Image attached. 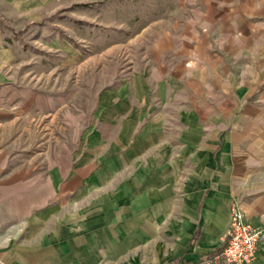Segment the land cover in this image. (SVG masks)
Here are the masks:
<instances>
[{"label": "crops", "instance_id": "1", "mask_svg": "<svg viewBox=\"0 0 264 264\" xmlns=\"http://www.w3.org/2000/svg\"><path fill=\"white\" fill-rule=\"evenodd\" d=\"M181 5L138 90L104 102L116 163L0 157V264H227L233 208L264 264V0Z\"/></svg>", "mask_w": 264, "mask_h": 264}, {"label": "rangeland", "instance_id": "2", "mask_svg": "<svg viewBox=\"0 0 264 264\" xmlns=\"http://www.w3.org/2000/svg\"><path fill=\"white\" fill-rule=\"evenodd\" d=\"M181 3L0 0V157L31 174L81 154L116 163L104 102L138 90L151 39Z\"/></svg>", "mask_w": 264, "mask_h": 264}, {"label": "built area", "instance_id": "3", "mask_svg": "<svg viewBox=\"0 0 264 264\" xmlns=\"http://www.w3.org/2000/svg\"><path fill=\"white\" fill-rule=\"evenodd\" d=\"M262 229L252 226L243 213L233 208L229 214L225 242L215 258L227 264H250L256 258Z\"/></svg>", "mask_w": 264, "mask_h": 264}]
</instances>
